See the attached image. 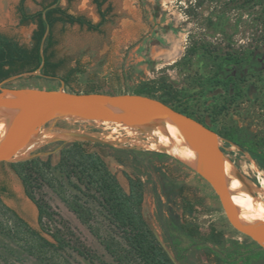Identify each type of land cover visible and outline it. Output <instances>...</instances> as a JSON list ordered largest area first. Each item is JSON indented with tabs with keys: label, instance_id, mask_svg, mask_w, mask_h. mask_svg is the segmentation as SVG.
<instances>
[{
	"label": "rangeland",
	"instance_id": "obj_1",
	"mask_svg": "<svg viewBox=\"0 0 264 264\" xmlns=\"http://www.w3.org/2000/svg\"><path fill=\"white\" fill-rule=\"evenodd\" d=\"M52 1L26 0L25 6L28 12H35ZM19 2L0 0V32L29 46L36 24L20 23ZM59 3L72 13L83 14L94 22L100 20L93 0H59ZM110 3L113 9L101 33L78 24L54 26L52 33L57 40L54 59L64 60L55 77L24 72L9 77L2 86L63 88L69 92H85L95 87L99 89L96 92L105 93H153L155 98L190 112L192 117H199L215 129L228 166L244 176L246 189L264 198V0H107L103 8ZM49 36L50 32L46 40ZM227 52L249 60L239 71L228 70L239 81V89L232 86L229 92L212 89L207 83L220 57ZM73 67L77 71L68 76ZM67 77L68 83L64 80ZM106 122L59 117L43 128L39 139L29 143L24 159L0 162V185L5 184L10 190L0 196V264H41L38 249L29 251V246L40 245L33 230L54 242L49 232L65 235L68 228L95 255L94 261L73 249L54 250L47 246L44 251L50 264H118L102 240L114 235L124 242L121 229L106 216L100 198L88 195L98 193L88 190L75 177L69 180L57 167L62 157V140L57 138L66 131L88 132L108 142H85L83 147L104 160L126 193H130L132 180L143 182L144 218L175 264H187L189 254L194 251L207 264L217 262L209 261L203 245L186 236L175 244L165 241L156 217V194L166 209L179 210L202 233L214 229L223 232L228 240H247L246 254L237 257L236 264L242 263L249 253L261 255L260 264H264V247L233 227L211 184L183 159L184 155L176 150H151L140 143L148 140L145 135L154 127L131 128L135 133L130 135L128 130ZM49 133L57 135L50 137ZM122 148L135 150L141 164L120 163L114 153ZM33 158H38L46 177L41 186L36 181L32 184L34 197L50 207V215L44 216L42 222L36 201L27 193L13 166ZM229 175L234 177L232 172ZM232 188L239 189L236 185ZM75 201L91 209L93 229L70 207Z\"/></svg>",
	"mask_w": 264,
	"mask_h": 264
},
{
	"label": "trees",
	"instance_id": "obj_2",
	"mask_svg": "<svg viewBox=\"0 0 264 264\" xmlns=\"http://www.w3.org/2000/svg\"><path fill=\"white\" fill-rule=\"evenodd\" d=\"M106 1L93 0L100 15V20L94 22L83 14L72 13L66 7L61 6L59 0L42 4V8L35 12H28L25 6L26 0H20L18 5L20 23L27 24L32 22L36 24V28L32 33V43L29 46L20 42L16 37L0 32V83L13 75L33 72L38 69L45 76L55 77L57 71L63 66L64 60L54 59L55 51L53 48L57 44V40L52 33L54 26L57 23L78 24L90 31L101 33L103 32V25L108 21L107 15L113 9L111 3L106 8H103ZM48 28L50 29V36L46 40L45 35ZM247 61L249 62L246 57L234 52H227L222 55L214 74L207 79L209 87H212V89L221 88L226 92H229L232 86L239 89V81L232 74H229L228 70L237 69L239 71V67L243 66ZM76 71V67L71 68L68 76H71ZM64 80L66 83L69 82L68 77L64 78ZM94 91H99V89L93 87L85 92ZM138 93L156 97L155 94L148 91H139ZM162 101L167 103L166 100ZM174 108L179 109L178 107ZM184 112L193 116L190 112ZM194 118L202 121L199 117ZM237 141L239 142V140ZM85 142L100 144L88 140L64 144L61 149L62 157L57 167L65 173L69 180L75 177L78 181L85 184L88 190H94L98 193V196L92 193H88V195H92L93 198H100V203L106 216H108L112 224L121 229L124 242L117 240L114 235L102 240L114 261L118 264H175L169 254L163 249L144 218L142 202L145 191L143 182L141 180H132L130 193H126L104 160L96 153L89 152L83 147ZM152 154L161 155L160 152H153ZM114 155L120 163L126 164L130 161L132 165L141 164L135 150L117 149ZM13 166L21 175L27 193L36 201L39 207L40 221L42 222L44 216L50 215V207L44 200L36 199L32 192L34 181L38 183L39 187L42 185V181L46 179L45 172L40 167L38 158L18 162L13 164ZM48 166H51L50 163H48ZM197 174L199 173L197 172ZM182 189L183 187L180 188L181 193ZM0 190L4 189L0 188ZM183 198L187 201L186 196ZM155 199L156 217L164 239L168 244H175L179 242L182 236H186L191 241L203 245V252L207 259L216 261L217 264H236L235 259L246 254L247 240H228L223 232L214 229L207 233H202L194 228L191 222L181 215L179 210L166 209L159 194H156ZM70 207L93 229L90 224L91 209L77 201L71 202ZM191 211H193L192 206L190 208ZM13 213L23 224L27 225L16 212L13 211ZM33 233L38 235L40 245L29 246V251L34 252V249H38V258L41 264H50V260L44 251L47 246L54 250L73 249L83 258L88 259L90 262L94 261L95 255L81 245V242L70 228H68L65 235L49 232L55 240L54 242L41 236L36 230H33ZM227 244H229V247L225 246ZM212 246L220 249L215 251ZM262 262L263 258L261 255L249 253L240 264H260ZM186 263L207 264L197 257L196 251L189 254Z\"/></svg>",
	"mask_w": 264,
	"mask_h": 264
},
{
	"label": "water",
	"instance_id": "obj_3",
	"mask_svg": "<svg viewBox=\"0 0 264 264\" xmlns=\"http://www.w3.org/2000/svg\"><path fill=\"white\" fill-rule=\"evenodd\" d=\"M49 32L48 28L45 38ZM36 72L42 74L40 69ZM3 82L0 83V118L8 124V131L0 142V162L24 159V156L18 157L17 153L33 141L49 122L59 117L101 123L119 122L131 128L141 125L155 127L158 121L171 117L179 124L198 154L197 163L191 165L211 184L230 223L239 232L264 247V223L246 225L240 218L239 208L233 204L225 172L227 158L221 147L220 135L208 124L160 99L144 94L69 92L63 88H11L2 86ZM57 139L63 142L60 148L68 142L80 140L108 143L99 136L83 131H66ZM235 172L236 176L245 182L244 176Z\"/></svg>",
	"mask_w": 264,
	"mask_h": 264
},
{
	"label": "bare ground",
	"instance_id": "obj_4",
	"mask_svg": "<svg viewBox=\"0 0 264 264\" xmlns=\"http://www.w3.org/2000/svg\"><path fill=\"white\" fill-rule=\"evenodd\" d=\"M114 109L115 111H118L117 108ZM106 124H109V122H106ZM113 124H115L117 127H122L123 129L128 130L130 135L135 133L131 131V127L128 125L121 124L119 122H113ZM140 128L146 130L148 127L141 125ZM7 131L8 124L3 118H0V142L6 136ZM49 134L50 137L57 135L54 133ZM40 137V135H37L33 141L39 139ZM145 137L148 140L144 142L141 141L140 143H142V145L148 149L168 151L176 150L178 153L184 155L183 159L186 162L195 165L198 161L197 152L188 142L179 124L174 122L171 117H167L166 119L158 121L157 125L150 132L148 131ZM29 145V143L25 145L17 153V156H26L30 148ZM229 164V161L225 159V172H227L226 174L230 178L228 183L229 191L231 193L233 204L239 208L241 220L248 226L264 223V206H262L264 205V198H262L259 194L246 189L244 183L235 175V168L228 166ZM229 172H232L234 177L230 176ZM235 185L238 186L239 189L232 188V186Z\"/></svg>",
	"mask_w": 264,
	"mask_h": 264
},
{
	"label": "flooded vegetation",
	"instance_id": "obj_5",
	"mask_svg": "<svg viewBox=\"0 0 264 264\" xmlns=\"http://www.w3.org/2000/svg\"><path fill=\"white\" fill-rule=\"evenodd\" d=\"M62 143H63V142H62ZM0 188L4 189V190H0V196L5 195V194H8V193L10 192L8 186L5 185V184H1V185H0ZM14 212H15V211H14ZM16 214H17V212H16ZM17 215H18V214H17ZM18 216H19V215H18Z\"/></svg>",
	"mask_w": 264,
	"mask_h": 264
}]
</instances>
